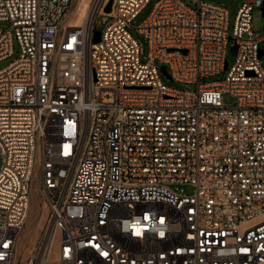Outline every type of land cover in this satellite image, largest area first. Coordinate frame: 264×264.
I'll return each mask as SVG.
<instances>
[{
    "label": "built area",
    "instance_id": "obj_1",
    "mask_svg": "<svg viewBox=\"0 0 264 264\" xmlns=\"http://www.w3.org/2000/svg\"><path fill=\"white\" fill-rule=\"evenodd\" d=\"M151 1L0 0V264H264L263 0Z\"/></svg>",
    "mask_w": 264,
    "mask_h": 264
},
{
    "label": "rangeland",
    "instance_id": "obj_2",
    "mask_svg": "<svg viewBox=\"0 0 264 264\" xmlns=\"http://www.w3.org/2000/svg\"><path fill=\"white\" fill-rule=\"evenodd\" d=\"M78 1L79 0H77L76 5L70 10V12L67 15V18L65 19L64 23L69 19V16H70L71 12L74 9L79 7V10H81L84 7L85 0H84V2L81 1L80 4H78ZM154 1L155 0H152L151 3L148 4L139 13V15L135 18V20L132 23L133 26H136L143 19L146 18V16L149 14V12H150V10L152 8V5H153ZM182 1H184L186 4H188L190 6L194 7V5L189 2V0H182ZM205 1L210 2V3H214V4H226L229 7V11H230L229 26L231 28L233 20H234V17H235V14H236V11H237V8L241 4L242 0H205ZM81 15H82V12L81 13L78 12L76 14V18L73 21L69 22L68 25L79 24ZM251 26H252V29L255 30V31H260V32L264 31V15L262 14V12H261V10L259 8H255L254 11H253ZM95 27H96V30H100L101 29L102 24H101L100 20H98L96 22ZM131 32L141 41L142 46H143V56H146L147 45H146L145 39L141 35H138L133 29H131ZM260 46L263 47L264 44H260ZM17 52H18V46H17L16 42H14V55H13V57H11L9 59L1 60L0 61V69L3 68L4 66H6L12 59H14L17 56ZM234 57H235V55H234L233 51L230 49V46H229L228 50H227V53H226V58L228 60L229 65H231L233 63ZM260 62H261V65H262V67L264 69V54L260 57ZM224 74L225 73L213 76V77L210 78V80H212V79H221V78H223ZM161 79L167 85H170L172 87H177V88H181V89L185 88L183 85H181V84H179V83H177L175 81H172L164 73H161ZM223 99L227 103L231 102V98L228 95H224ZM0 164H1V158H0ZM36 198H37V196H36ZM35 203H36V199L34 198V207H35V209H37V211H39V210L41 211L40 207L37 206V204H35ZM39 203L41 204V202H39ZM40 206H42V205H40ZM47 211H48V209L46 208L44 225H46V222H47V219H46L47 213H48ZM32 219H33L32 220L33 221V224H32L33 226H31L30 232H28V233H26L24 235L23 234V230H22L20 238H19V246L20 247L22 246L21 248H22L23 256H25V253L26 254L28 253V251L30 250V248L35 243L36 239L39 237V235L41 234V232L44 229V228L39 229L38 232H37V235H36L35 232H34V224L36 223L38 217L35 216V215L34 216L32 215ZM26 223L27 222H25V224H24V228H25ZM43 227H45V226H43Z\"/></svg>",
    "mask_w": 264,
    "mask_h": 264
},
{
    "label": "bare ground",
    "instance_id": "obj_3",
    "mask_svg": "<svg viewBox=\"0 0 264 264\" xmlns=\"http://www.w3.org/2000/svg\"><path fill=\"white\" fill-rule=\"evenodd\" d=\"M81 1L84 2V0H79V1H78V4H80ZM87 3H88V0H85V2H84V7H83L81 10H79V7H77L76 9H74V10L71 12V14H70L69 19H68L64 24H65V25H68L69 22L73 21V20L76 18V14H77L78 12H80V13L82 12V15H81V18H80V22H81V19H82V17H83L84 11H85V8H86V6H87ZM80 22H79V23H80ZM34 198L36 199V203H35V204H37V206L40 207L41 211H40V210L37 211V209H35V207H34ZM35 206H36V205H35ZM45 210H46V206H45V205L40 206L39 198H38V197L36 198L35 189L33 188L32 193H31L30 209H29V212H28V214H27V218H26V222H27V223H26V225H25V228L23 227V234H24V235H25L26 233L30 232V230H31V226H33V225H32V224H33V221H32V220H33V219H32V215H33V216L35 215V216L38 217L36 223L34 224V232H35V234L37 235L38 230L44 228L43 226H45V225H44V222H45ZM34 219H35V218H34ZM21 247H22V246H21ZM25 255H26V253H25Z\"/></svg>",
    "mask_w": 264,
    "mask_h": 264
},
{
    "label": "water",
    "instance_id": "obj_4",
    "mask_svg": "<svg viewBox=\"0 0 264 264\" xmlns=\"http://www.w3.org/2000/svg\"><path fill=\"white\" fill-rule=\"evenodd\" d=\"M110 4H111V1H109L108 5L106 6V8H105L106 11L110 10ZM261 12L264 15V0H263V5L261 7ZM98 39H99V32L96 31L94 33L93 40L97 41ZM232 49L235 50V47H232ZM263 54H264V48L259 51V56H262ZM161 69L165 72V66L164 65L161 66Z\"/></svg>",
    "mask_w": 264,
    "mask_h": 264
},
{
    "label": "snow or ice",
    "instance_id": "obj_5",
    "mask_svg": "<svg viewBox=\"0 0 264 264\" xmlns=\"http://www.w3.org/2000/svg\"><path fill=\"white\" fill-rule=\"evenodd\" d=\"M148 217H145V219H147ZM161 222H163V219L161 220ZM163 235V233H161Z\"/></svg>",
    "mask_w": 264,
    "mask_h": 264
}]
</instances>
